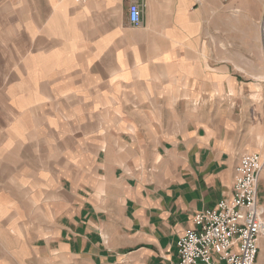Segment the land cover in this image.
Returning a JSON list of instances; mask_svg holds the SVG:
<instances>
[{"label":"crops","instance_id":"0c3cea01","mask_svg":"<svg viewBox=\"0 0 264 264\" xmlns=\"http://www.w3.org/2000/svg\"><path fill=\"white\" fill-rule=\"evenodd\" d=\"M128 2L0 0V264H175L264 157L263 0Z\"/></svg>","mask_w":264,"mask_h":264},{"label":"built area","instance_id":"2783aa9c","mask_svg":"<svg viewBox=\"0 0 264 264\" xmlns=\"http://www.w3.org/2000/svg\"><path fill=\"white\" fill-rule=\"evenodd\" d=\"M141 1L129 0L127 7L128 21L136 27L141 24ZM262 5L258 27L264 51V0ZM238 159L231 194L193 215V227L179 235L176 242L175 264H255L259 240L264 234V209L258 203L264 157L249 152Z\"/></svg>","mask_w":264,"mask_h":264},{"label":"rangeland","instance_id":"374dc122","mask_svg":"<svg viewBox=\"0 0 264 264\" xmlns=\"http://www.w3.org/2000/svg\"><path fill=\"white\" fill-rule=\"evenodd\" d=\"M264 172V169L261 173ZM259 198L258 203L259 205H263L262 208L264 209V187L263 189H259ZM258 256L256 258L255 264H264V234L262 235L261 239L259 240V247H258Z\"/></svg>","mask_w":264,"mask_h":264}]
</instances>
